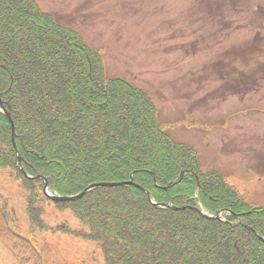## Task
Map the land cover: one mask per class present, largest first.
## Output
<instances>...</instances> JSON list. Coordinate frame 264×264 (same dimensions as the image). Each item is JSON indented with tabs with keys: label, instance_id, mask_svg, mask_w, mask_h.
Returning <instances> with one entry per match:
<instances>
[{
	"label": "trees",
	"instance_id": "trees-1",
	"mask_svg": "<svg viewBox=\"0 0 264 264\" xmlns=\"http://www.w3.org/2000/svg\"><path fill=\"white\" fill-rule=\"evenodd\" d=\"M136 87L109 77L100 53L34 1L0 0V103L15 123L27 177L1 111L0 170L23 185L29 235L94 242L105 264H264V208L218 171H202L195 151L168 137L152 98ZM186 170L193 175L180 177ZM42 179L58 196L129 184L54 204L79 221L82 228L72 229L45 221V204L53 203ZM171 203L184 210L156 206ZM199 204L210 214L229 212L226 220L204 217ZM0 211V234L17 236L10 240L16 264L27 253L45 264L36 239L12 231L2 196ZM238 215L246 227L230 224Z\"/></svg>",
	"mask_w": 264,
	"mask_h": 264
},
{
	"label": "rangeland",
	"instance_id": "rangeland-1",
	"mask_svg": "<svg viewBox=\"0 0 264 264\" xmlns=\"http://www.w3.org/2000/svg\"><path fill=\"white\" fill-rule=\"evenodd\" d=\"M32 1L79 32L109 77L146 92L158 123L195 151L202 171H218L244 200L264 208V0ZM3 110L9 113L0 103ZM186 174L193 175L180 177ZM0 196L13 206L12 231L35 238L45 264H105L94 242L28 235L26 193L8 170H0ZM45 207L50 225L82 228L69 210ZM230 224L246 227L242 219ZM14 238L0 234V264L16 263ZM22 264H36L35 256L27 253Z\"/></svg>",
	"mask_w": 264,
	"mask_h": 264
},
{
	"label": "water",
	"instance_id": "water-1",
	"mask_svg": "<svg viewBox=\"0 0 264 264\" xmlns=\"http://www.w3.org/2000/svg\"><path fill=\"white\" fill-rule=\"evenodd\" d=\"M3 112L5 113L6 118L8 119V121L11 124L12 127V141H13V145L16 148V129H15V125L14 122L11 118L10 113H7L5 110H3ZM18 160L21 161L20 157H18ZM129 183L127 182H121V183H97V184H93L91 186H89L87 189H85L82 193L77 194L75 196H67V197H62V196H53L51 194V188L49 186V184L46 182L45 184V188H44V193L46 194L47 197L50 198V200H52L53 202L56 203H64V202H77L82 200L87 194H89L90 192L102 187V188H114V187H122L125 186ZM152 200V198H150ZM157 207H162V208H173L172 205H168V204H159L156 205ZM174 210H184V208L179 209V208H173ZM201 212V211H200ZM224 213V211H220L218 212L216 215L214 216H208L205 215L204 212H201L202 215H204L205 217L211 219V220H222V214Z\"/></svg>",
	"mask_w": 264,
	"mask_h": 264
},
{
	"label": "bare ground",
	"instance_id": "bare-ground-1",
	"mask_svg": "<svg viewBox=\"0 0 264 264\" xmlns=\"http://www.w3.org/2000/svg\"><path fill=\"white\" fill-rule=\"evenodd\" d=\"M13 206L11 205V207L10 208H12ZM9 214L11 215V211L9 212ZM21 234V233H20Z\"/></svg>",
	"mask_w": 264,
	"mask_h": 264
}]
</instances>
